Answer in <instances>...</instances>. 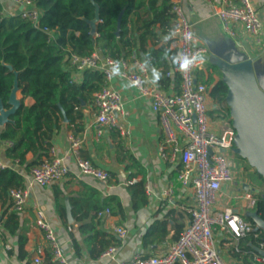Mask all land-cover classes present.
I'll use <instances>...</instances> for the list:
<instances>
[{
	"label": "crops",
	"instance_id": "1",
	"mask_svg": "<svg viewBox=\"0 0 264 264\" xmlns=\"http://www.w3.org/2000/svg\"><path fill=\"white\" fill-rule=\"evenodd\" d=\"M250 1L263 25L262 43L257 46L252 44L251 38L245 33L241 24L233 23L230 25L229 31L224 30L216 15L220 0L211 2L172 0L173 3L177 2L182 6L191 24L195 44L202 45L207 50L203 62L195 71L198 81L204 82L210 79L214 84L221 78V75L213 70V65L207 58L210 55L218 57L237 55L243 58H255L256 76L264 81V0ZM1 3L4 13L18 14L19 6L8 1ZM164 37L161 36L158 45L165 43ZM148 46L153 48V42L149 41ZM148 71L151 80H153V69L148 68ZM169 72L170 75H166L170 79L167 88L160 87L157 81L155 83L160 90L171 94L179 90V78L175 76L178 69L172 65ZM76 77L80 78V73L76 74ZM109 85L120 93L124 110L122 122L127 134L121 136L114 130L104 129L101 135H97L95 108L92 103L83 105L84 108L80 110L83 113L82 122L76 120L69 124L64 120L61 121L60 128L53 133L50 142L56 153L64 157L69 174L55 184L45 187L33 185L29 189L25 210L17 214L19 225L13 234L4 227L7 214L12 211V208H7L3 216L0 215V264H36L33 258L34 251L38 246L44 247L45 254L42 258V264H44L49 249L44 240L43 231L35 226L37 210L44 213L54 230L67 264H112L115 261L129 260L136 253L156 255L173 241L172 238L177 227H182L183 231L188 224L189 216L186 208L194 204L193 193L191 189L181 187L177 183L176 176L179 165L167 163L159 155L162 129L157 114L151 110L150 101L140 96L138 90L124 79L114 77ZM16 98L22 101L25 106H31L34 103L31 97H22L20 90L17 92ZM206 102L208 110L215 107L209 96ZM209 118L211 129L216 131H220L222 126H230L223 119ZM78 125H82L83 129L79 130ZM3 127L0 126V130ZM71 135L82 140L81 156L88 159L94 166L109 172L110 179L115 183L106 184L90 176L75 177L78 169L74 157L69 151ZM9 147L10 142L0 143V160L20 173L25 179L28 169L7 155ZM234 156L233 153H230L228 158L233 166L235 178L231 183L222 185L215 206L217 209L231 207L243 217L248 210L244 208V202L237 200L236 196L245 190L264 193V184L256 186L255 182L247 177V174L252 173L253 168L248 164L250 168H247L244 162H240L241 160H237L235 164ZM129 157H132L140 166V173L135 167L128 166L126 168L127 165H131ZM34 159L32 152L25 154V163H30ZM135 173L137 176L131 177ZM140 180H143L144 183L146 203L135 207L137 199L133 197L134 184ZM170 183L172 184V194L170 199H167L163 192ZM245 183L257 188L258 192L245 189L243 187ZM90 191H97L101 202L111 196L119 200L120 211L117 212V208L112 207L113 211L111 210L110 216L96 219V221L98 220L96 229L103 231L106 235H113L119 243L114 260L108 256L90 254V245L87 244L86 235L82 233L80 225L89 223L91 218L88 217L82 222L76 219L80 215V213L75 214L76 203L81 199L86 200ZM66 200L71 207L72 223L68 222L66 218ZM1 210L0 207V212ZM160 221L166 222L167 234L145 247L143 240L146 233ZM117 226H123L126 229L127 233L124 238H119L115 234L114 228ZM68 227H71V230H68ZM215 243L225 261L233 264L241 263L237 262L233 256V252H236L234 248L238 246L239 240L232 239L218 231L215 233Z\"/></svg>",
	"mask_w": 264,
	"mask_h": 264
},
{
	"label": "trees",
	"instance_id": "2",
	"mask_svg": "<svg viewBox=\"0 0 264 264\" xmlns=\"http://www.w3.org/2000/svg\"><path fill=\"white\" fill-rule=\"evenodd\" d=\"M34 6L40 11V25L57 30L55 39L48 41L47 35L35 28L29 21L19 15L4 13L0 1V99L5 108L9 107L8 99L13 87L14 78L17 77L18 88L22 97H31L34 103L25 106L22 101L16 113L10 117L0 130V143L10 142L7 155L26 169L39 164L48 155L51 147V137L60 128L63 113L69 124L79 120L82 122L83 113L80 111L85 105L91 104L94 93L105 83L103 74L99 70L85 69L76 77L78 72L68 64L66 56L77 54L88 55L94 48H99L103 53L114 59L127 58L132 51L144 62L150 58L148 68L155 69L160 74L157 81L160 87H168L170 79L166 77L170 67L171 55H175V49L170 47L171 39L159 44L161 36H167L174 23L172 0H94L99 6V22L96 32H90L86 20L94 18L95 8L91 0H33ZM122 12L120 33L116 36L117 20ZM153 42V48L148 46ZM147 46V47H146ZM170 49L166 58L165 51ZM142 54V55H141ZM12 67V71L8 68ZM213 70L220 71L213 66ZM179 78V72L175 75ZM212 80L204 81L208 96L215 107L207 111V115L214 119H223L231 126L229 110L225 103L227 86L221 80L214 84ZM84 105V106H83ZM82 130V125H78ZM117 132V131H116ZM32 152L35 159L25 163V154ZM235 155V154H234ZM236 158H241L235 155ZM131 165L140 173V166L129 157ZM243 160V159H242ZM246 165V161H242ZM249 167L248 165L246 166ZM250 168V167H249ZM135 173L131 177H136ZM247 177L255 182L256 186L264 184V180L253 169ZM109 183H115L109 179ZM23 176L11 168L0 170V215L11 208L10 191L23 186ZM57 194V193H56ZM262 192L255 193L256 203L252 210L256 211L264 219V200ZM133 197L135 207L146 203L143 180L134 184ZM58 201V199H57ZM115 206V207H114ZM62 207V205H61ZM117 208L120 211V203L116 197H109L100 201L97 191H90L86 200L76 203L75 214L78 221H84L90 217L89 223L80 225L91 255H102L109 247L118 246V241L113 235H106L96 229L97 212L104 208ZM243 218L252 223L246 216ZM18 215L15 211L7 214L4 227L9 233H14L18 228ZM182 227H177L172 242L178 239ZM258 237L249 233L239 239L238 246L233 252L237 262L253 264L255 247L259 242H264V232L258 231ZM167 234L166 222L155 223L146 233L143 245L146 247ZM108 236V238H105ZM171 242V243H172ZM98 246V248H96ZM51 254L47 252L44 264H60L51 260Z\"/></svg>",
	"mask_w": 264,
	"mask_h": 264
},
{
	"label": "built area",
	"instance_id": "3",
	"mask_svg": "<svg viewBox=\"0 0 264 264\" xmlns=\"http://www.w3.org/2000/svg\"><path fill=\"white\" fill-rule=\"evenodd\" d=\"M0 1H8L19 6L17 15L44 32L48 41L57 36L55 28L40 25L41 13L34 6L33 0ZM172 11L174 23L170 32L176 31L178 34L171 38L170 47L175 49L176 54L183 52L202 57L203 62L207 54L206 48L195 44V41L184 39V33H192V30L182 6L175 2ZM216 15L225 31H229L231 24L238 23L251 38L253 45L262 43V21L250 0H220ZM66 59L78 73L85 69H95L103 74L105 83L94 93L92 101L95 108L97 135H101L104 129L117 131L121 136L127 134L122 122L124 110L120 93L109 85L114 77L128 81L138 90L140 96L150 101L151 110L157 114L162 129L159 155L163 161L179 165L176 181L181 187L191 189L193 193L194 204L186 208L189 222L177 240L168 244L159 254L136 253L129 260L115 261L112 264H233L221 257L216 247L215 233L221 231L230 238L239 240L249 233H254V237L257 238L258 231H254V224L246 221L233 208L217 209L215 206L222 185L231 183L235 178L233 166L228 158V151L233 153L235 132L232 126H222L220 131L210 127L206 102L207 87L195 77V71L202 62H198L197 66L186 73L178 70L179 90L168 94L153 83L148 67L144 66V62L137 57L135 51H132L127 58L116 60L103 53L101 49L94 48L88 55L79 56L71 53ZM117 65L118 72L114 74L113 68ZM166 75H170V72ZM69 140V151L78 169L75 177L90 176L108 184L111 178L109 172L94 166L81 156L82 140L73 135ZM4 168L10 167L0 160V170ZM68 174L69 169L64 163V157L59 156L51 146L47 157L28 170L23 186L10 191L12 210L17 214L25 210L29 189L33 185L49 186L67 177ZM171 194L170 183L163 195L170 199ZM236 198L244 202L243 206L246 210H252L257 199L255 193L249 190L242 191ZM111 214V209L106 207L97 212L96 217L103 219ZM35 226L43 231L52 262L67 264L54 230L41 210L35 212ZM68 230H71V227H68ZM114 232L119 238H124L127 233L123 226L115 227ZM256 248L264 250V242H259ZM116 250V246H111L102 255L114 260ZM34 253L33 261L42 264L44 247L38 246ZM253 260L257 264H264V256L258 253L254 254Z\"/></svg>",
	"mask_w": 264,
	"mask_h": 264
},
{
	"label": "water",
	"instance_id": "4",
	"mask_svg": "<svg viewBox=\"0 0 264 264\" xmlns=\"http://www.w3.org/2000/svg\"><path fill=\"white\" fill-rule=\"evenodd\" d=\"M94 18L86 20L90 27V32H96V25L99 22V6L94 0ZM122 12L117 20L116 36L120 33ZM211 64L221 72V80L227 86L225 103L229 110L231 126L234 130L232 152L245 160L247 164L264 180V81L259 79L255 73V58H243L237 55L218 57L207 56ZM12 71V67L8 65ZM19 91L17 77L14 78L8 104L5 108L0 99V126L10 122V117L14 115L21 105V101L16 98ZM63 120L67 122L65 114ZM245 189L258 192V189L245 183ZM264 200V193L261 194ZM245 216L250 218L254 224V231L264 232V219L254 210L245 212ZM66 218L68 222H73L71 207L66 200ZM255 251L264 256V250L255 247ZM241 264V263H237Z\"/></svg>",
	"mask_w": 264,
	"mask_h": 264
},
{
	"label": "clouds",
	"instance_id": "5",
	"mask_svg": "<svg viewBox=\"0 0 264 264\" xmlns=\"http://www.w3.org/2000/svg\"><path fill=\"white\" fill-rule=\"evenodd\" d=\"M178 33L176 31H171L167 36L164 37L165 42H167L169 39L175 37ZM184 39L187 41H194L195 37L194 34L191 32L184 33ZM170 49L165 51L166 58L169 56ZM171 62L181 73H186L190 70H192L195 66H197L198 62H202V57H199L195 54L193 55H187L183 52L177 53L175 55H171L170 57ZM150 65V58H145L144 60V66ZM118 72V65L117 67L113 68V73ZM160 79V74L158 71L153 69V83L158 81Z\"/></svg>",
	"mask_w": 264,
	"mask_h": 264
},
{
	"label": "rangeland",
	"instance_id": "6",
	"mask_svg": "<svg viewBox=\"0 0 264 264\" xmlns=\"http://www.w3.org/2000/svg\"><path fill=\"white\" fill-rule=\"evenodd\" d=\"M231 152L230 151H228V155L230 154ZM235 158H233L234 159V161H235V164H236V161L237 160H239V158H236V156H234ZM242 160V159H241ZM240 161V160H239ZM242 161H244V160H242ZM241 162V161H240ZM247 163V162H246ZM236 171V170H235ZM236 173H238L237 171H236Z\"/></svg>",
	"mask_w": 264,
	"mask_h": 264
}]
</instances>
